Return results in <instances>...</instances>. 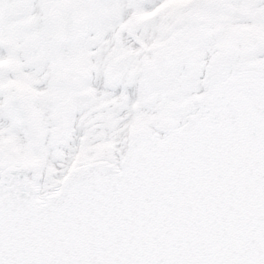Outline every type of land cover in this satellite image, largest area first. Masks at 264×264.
I'll return each instance as SVG.
<instances>
[{"label":"snow or ice","instance_id":"1","mask_svg":"<svg viewBox=\"0 0 264 264\" xmlns=\"http://www.w3.org/2000/svg\"><path fill=\"white\" fill-rule=\"evenodd\" d=\"M0 264H264V0H0Z\"/></svg>","mask_w":264,"mask_h":264}]
</instances>
